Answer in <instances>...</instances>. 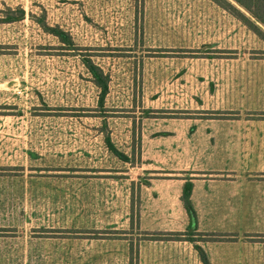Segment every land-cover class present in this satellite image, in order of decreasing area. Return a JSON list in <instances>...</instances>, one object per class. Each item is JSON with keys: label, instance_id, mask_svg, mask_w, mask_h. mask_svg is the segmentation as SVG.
I'll list each match as a JSON object with an SVG mask.
<instances>
[{"label": "rangeland", "instance_id": "374dc122", "mask_svg": "<svg viewBox=\"0 0 264 264\" xmlns=\"http://www.w3.org/2000/svg\"><path fill=\"white\" fill-rule=\"evenodd\" d=\"M259 43L213 0H0V117L25 141L0 166V264H107L121 238L135 264L144 132L201 112Z\"/></svg>", "mask_w": 264, "mask_h": 264}, {"label": "crops", "instance_id": "0c3cea01", "mask_svg": "<svg viewBox=\"0 0 264 264\" xmlns=\"http://www.w3.org/2000/svg\"><path fill=\"white\" fill-rule=\"evenodd\" d=\"M248 48L223 63L228 69L209 103L196 109L201 112L164 123L168 135L144 132L148 182L140 188L136 228L144 236L135 239V264H264V43ZM2 117L0 166H10L12 151L25 153L11 143L25 141L5 134L17 120ZM187 181L196 229L182 200ZM173 232L183 235H150ZM113 243L122 251L99 256L107 264H130L129 239Z\"/></svg>", "mask_w": 264, "mask_h": 264}, {"label": "trees", "instance_id": "16d2710c", "mask_svg": "<svg viewBox=\"0 0 264 264\" xmlns=\"http://www.w3.org/2000/svg\"><path fill=\"white\" fill-rule=\"evenodd\" d=\"M221 7L228 10L230 13L237 16L239 19H241L250 29H252L254 32H256L262 39H264V30L255 22L253 21L249 16L245 14L243 9L248 11L256 20L260 21L262 24H264V0H213ZM10 11H12L10 9ZM18 14L17 15H7L4 18V21L7 22H13L16 20H19L23 18L26 14V11L23 7L17 8L15 10ZM54 34L59 36L61 39L67 40V33L63 31L60 28H52ZM87 66L90 70V72L93 75L95 83L102 87L103 92L107 91L108 85L106 83V75L104 73V70L97 64H95L91 59L86 60ZM259 115L264 116V112L259 113ZM110 147L113 148L112 150H115L114 147L110 144ZM118 152V151H116ZM193 184L191 181H187L184 186V192L182 195V200L184 202V205L190 215L191 218V226L193 229L197 228V214L194 209L192 200H191V193H192ZM150 234V233H149ZM194 234V233H191ZM150 235L158 236V235H165V236H175V237H181L183 233L181 232H173V233H151ZM211 237L218 238L222 235L216 234V233H209L208 234ZM202 256L205 262L208 263V260L206 259L204 253L202 252Z\"/></svg>", "mask_w": 264, "mask_h": 264}]
</instances>
